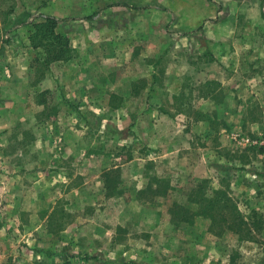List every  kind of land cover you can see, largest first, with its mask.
<instances>
[{
	"label": "rangeland",
	"instance_id": "obj_1",
	"mask_svg": "<svg viewBox=\"0 0 264 264\" xmlns=\"http://www.w3.org/2000/svg\"><path fill=\"white\" fill-rule=\"evenodd\" d=\"M46 2L0 0V264H264V0H138L131 12L112 0L91 19L94 27L113 25L103 31L85 19L57 18L56 32L78 45L71 58L94 57L107 76L132 74V90L149 84L155 95L148 98L171 119L166 162L129 128L122 142L84 144L106 165H122L107 174L103 194L76 188L85 177L76 174L77 159L65 162L72 181L53 177L62 127L39 129L40 122L62 114L85 124L93 139H108L112 123L108 111L64 101L55 77L54 89L32 92L50 66L45 50L29 42ZM210 61L218 78H198ZM145 99L134 97L143 108ZM100 100L118 103L113 94ZM62 102L73 113L58 108ZM186 120L197 127L186 130ZM42 134L49 141L40 147ZM181 136L203 151L198 162L213 167L208 176L188 179L191 160L175 146ZM134 168L148 185L142 191L129 175ZM163 188L167 195L154 193ZM206 199H218L239 228L187 213ZM184 215L193 220L172 221Z\"/></svg>",
	"mask_w": 264,
	"mask_h": 264
},
{
	"label": "crops",
	"instance_id": "obj_2",
	"mask_svg": "<svg viewBox=\"0 0 264 264\" xmlns=\"http://www.w3.org/2000/svg\"><path fill=\"white\" fill-rule=\"evenodd\" d=\"M46 1L47 2L42 5L44 8L38 9V13H40L41 15L54 16L56 18L63 19H85L86 21H89L91 23L90 27H92V31H103L104 29L111 28L113 26H91L92 24H95L94 20L91 19L96 20L98 18H102L103 14L107 11V9L103 8V4L112 0ZM113 1L116 2L114 4L116 6L122 4V6L119 7L123 8L125 12H131L132 8L134 6H137L138 3L136 2L138 0ZM29 5L27 8H29ZM96 8H98L97 13H95ZM54 10H59L60 13L57 11L53 12ZM24 12L25 10L23 11V13ZM116 41L117 39L115 40V42ZM70 43L72 44V41ZM91 43L93 44V46L100 45L99 40L96 41V43L95 41L94 43ZM71 44L70 46H72V48L78 47L75 42L72 45ZM83 44H85L86 46L87 42ZM88 60L89 61H87L86 57L82 56L80 58H70L66 61L52 62L46 74L37 82V84L32 89V92L35 93L36 91L42 92L47 89H54L55 84L52 80V77H55L57 78L60 85V89H58V92L61 96L64 97V101H68L69 103H73L74 100L80 101L78 108H80L82 111H108L109 115L107 117V120L109 121V123H112V125H110L112 126V129L110 130V132H108L111 134L105 135L109 136L108 139L107 137L106 139H104V135H100L101 139L91 138V135L88 133V129L85 124L78 123V125H76V123L69 118L65 121L63 118L66 116H63L62 114L61 116H55L51 120H47L46 122L42 121L39 124V129H43L46 125L49 126L52 130L53 128L54 130H58L60 125L62 127L59 135H57L58 133L56 131L54 135L55 144L60 142L62 147L59 146L58 149H52L54 151V153L51 154L54 162L53 164H55V166L57 167V169L54 170L53 177L55 176L56 179L58 177L63 178L68 183L72 181V177L70 176L72 174L67 171L65 162L69 159H77L78 171L76 174L83 175L85 177L83 178L84 180L82 184H80L76 188L81 187L79 188V190L87 191V193L95 192L103 194L108 186L106 185L107 174L109 172H117L123 170L121 169L122 165L118 166L115 163L106 165V159L103 154L99 152H96L97 154H95V152H93L92 154L84 152V144H87L89 142L94 144L99 142L107 143L108 141L116 144L115 141L117 140L119 142H122V132L125 128H129L130 131L134 133L135 137H138V139H140L141 141L146 142L148 146H154L155 148H157L159 150L160 156H162L161 158H163V160L166 162L170 157V153L173 152L172 150L170 151L167 147V141H164L168 140V138L170 137L169 130L171 128V119L164 112H160L159 107H157L155 103H153L151 98H148L149 96H153V94L155 95V93H153L154 91L149 88V84L148 87L146 86L141 90H132V74H130V77H126V75L121 72L117 75L110 74L109 76H107L105 74H101L98 71L100 63L99 61L97 62V59H95L94 57H90ZM215 64V61H210L204 64V66L201 65L200 68H197V71L195 72L196 76L198 78L204 79L205 81L216 80L218 78V74ZM108 86H110V89H108ZM111 94L118 97V103H116L115 105H111L108 102H101V97L103 99L105 96ZM134 97H146V99L144 100V103H146L145 107L143 108L142 106H140V104H137V102L134 101ZM38 104L42 105L43 107L42 103ZM63 104L67 107H64ZM63 104L57 105V107L61 110L64 109L67 114L73 113L72 110L68 109L69 107L65 102ZM206 104L209 105V103L207 102ZM154 111L158 112V114L155 115V119L153 118ZM142 122H144L145 128L142 132H140L138 127ZM186 124V130H191L192 127H197V123L194 120H186ZM100 132L102 131L100 130ZM36 138L37 139L35 144L40 147L41 145L44 146V141H49V138L43 134L38 135ZM183 138L185 137L181 136L178 144L176 143L175 146L181 148L180 157H188L189 160H191L190 164H188V168L190 170L186 174V176L189 177L188 179H199L203 175L208 176L213 167L207 164L204 165V163L202 164V162H198V160L201 161V159L204 161V156H201L200 153L203 151H200V148L197 149L195 144L192 143L190 145L187 141L185 142V139ZM43 159L45 158L43 157L42 160ZM85 162H87L90 166V168L88 169L90 171V174H86V172L84 171L86 169L84 167ZM78 166H80V168ZM203 167L206 169V171L202 173ZM129 175H131L135 180L137 191H142L144 187L146 188L148 186L144 181V177H142V171H140L139 169L137 170L134 168L130 170ZM113 193L114 192H110L108 196H112L111 194ZM161 196L163 195L161 194ZM113 198L114 197H109L107 199L110 200ZM182 252L183 251L179 250V254H181ZM183 254H189V251Z\"/></svg>",
	"mask_w": 264,
	"mask_h": 264
},
{
	"label": "trees",
	"instance_id": "obj_3",
	"mask_svg": "<svg viewBox=\"0 0 264 264\" xmlns=\"http://www.w3.org/2000/svg\"><path fill=\"white\" fill-rule=\"evenodd\" d=\"M37 20L32 24L33 31L29 36V42L32 48H42L45 50V58L43 64L45 66L50 65L53 61H66L73 56V48L70 46V42L67 38L61 36L56 32V26L59 20L54 16L37 15ZM151 191V190H150ZM155 194H166V190L160 189L154 192ZM181 209V208H180ZM223 206L219 203L218 199H206L205 202L199 206L198 211L188 212L190 215H202L210 219V224L213 225H226L228 229H235L234 225L240 224L237 221H229L228 216L223 214ZM193 219L191 216H182L179 219H174V223L179 221L191 222ZM68 264V263H61Z\"/></svg>",
	"mask_w": 264,
	"mask_h": 264
}]
</instances>
